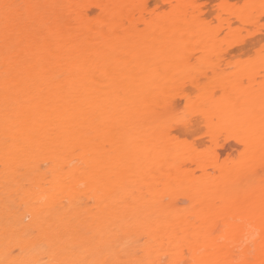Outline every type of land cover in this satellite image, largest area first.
I'll use <instances>...</instances> for the list:
<instances>
[{"label":"bare ground","instance_id":"1","mask_svg":"<svg viewBox=\"0 0 264 264\" xmlns=\"http://www.w3.org/2000/svg\"><path fill=\"white\" fill-rule=\"evenodd\" d=\"M153 1L0 0V264H264V90L232 89L206 123L244 133L219 182L195 180L149 115L194 48L253 46L234 22L264 0L217 12L228 44L215 0ZM176 184L192 206L157 198Z\"/></svg>","mask_w":264,"mask_h":264},{"label":"rangeland","instance_id":"2","mask_svg":"<svg viewBox=\"0 0 264 264\" xmlns=\"http://www.w3.org/2000/svg\"><path fill=\"white\" fill-rule=\"evenodd\" d=\"M150 1L152 2L149 3L153 5L149 6L153 7L154 1ZM198 3L206 5L205 0H198ZM242 3L243 0H215L211 5L206 6L209 11L207 23L210 28L214 25L212 32L223 31L222 34L219 32L217 35L216 33L218 37L221 35L222 38L224 37L225 41L222 42L220 41L222 39L220 37L218 39L216 36L220 44H228L226 39L228 32L223 29L226 28V25H223L220 20L217 21V12L233 9ZM210 21L211 23H209ZM257 21L252 25L234 22L236 29L234 33L237 35L229 36L233 38V42L241 39L246 43L255 41L253 46L239 48L237 45L228 47L224 44L222 50H220L221 47L217 48L219 52L216 50L218 52H215L216 56L213 55L214 51L208 55L207 60L211 59L210 61H204L206 58L200 60V49L194 48L196 52L191 51L193 53L188 54L191 58H187L189 71L185 72L181 78L179 77L180 79L175 81H178L176 84L169 83L171 85L167 88L164 86L166 91L158 98H154V101H150V125L154 124L152 130L154 133L156 132L157 129L153 128L157 127L156 123L160 121L167 144L177 150L189 153L186 154L188 156L186 170L193 175L195 180L207 179L219 182L224 176V169L237 164L246 156L243 145L238 142L244 136L241 129H213L207 124L210 119L225 113L230 108L232 89L264 90V61L258 58L260 51L264 48V13L257 17ZM250 33L253 35L248 36ZM230 41L231 39H229ZM232 41L231 43H233ZM262 101L257 104V107H251V109L257 110L255 113L260 115L261 113L264 115V102ZM237 106L244 109V102L238 101ZM173 108L176 111L184 110L188 120L186 122L177 120L172 111ZM262 164H264V156ZM160 187L163 188V185ZM157 198L164 202L174 203L181 208L192 206V202L195 203L186 189L179 184L171 185L165 191V195ZM253 237L255 236L253 235Z\"/></svg>","mask_w":264,"mask_h":264},{"label":"snow or ice","instance_id":"3","mask_svg":"<svg viewBox=\"0 0 264 264\" xmlns=\"http://www.w3.org/2000/svg\"><path fill=\"white\" fill-rule=\"evenodd\" d=\"M172 111L175 113V118L177 120H181L185 122L188 120L187 113L184 110L176 111L175 108H173Z\"/></svg>","mask_w":264,"mask_h":264}]
</instances>
